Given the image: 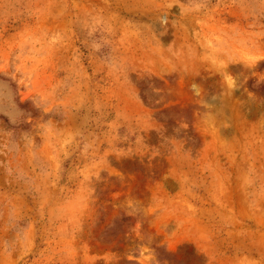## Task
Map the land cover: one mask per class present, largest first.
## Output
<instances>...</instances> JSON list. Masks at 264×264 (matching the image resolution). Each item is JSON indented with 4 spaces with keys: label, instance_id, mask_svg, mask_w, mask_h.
I'll return each mask as SVG.
<instances>
[{
    "label": "rangeland",
    "instance_id": "rangeland-1",
    "mask_svg": "<svg viewBox=\"0 0 264 264\" xmlns=\"http://www.w3.org/2000/svg\"><path fill=\"white\" fill-rule=\"evenodd\" d=\"M0 264H264V0H0Z\"/></svg>",
    "mask_w": 264,
    "mask_h": 264
}]
</instances>
